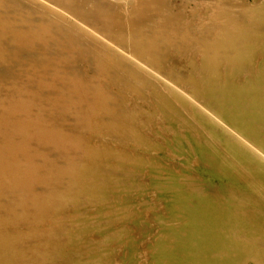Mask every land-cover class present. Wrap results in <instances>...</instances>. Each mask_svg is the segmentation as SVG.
Listing matches in <instances>:
<instances>
[{
  "label": "rangeland",
  "instance_id": "rangeland-1",
  "mask_svg": "<svg viewBox=\"0 0 264 264\" xmlns=\"http://www.w3.org/2000/svg\"><path fill=\"white\" fill-rule=\"evenodd\" d=\"M0 264H264V0H0Z\"/></svg>",
  "mask_w": 264,
  "mask_h": 264
},
{
  "label": "bare ground",
  "instance_id": "bare-ground-1",
  "mask_svg": "<svg viewBox=\"0 0 264 264\" xmlns=\"http://www.w3.org/2000/svg\"><path fill=\"white\" fill-rule=\"evenodd\" d=\"M204 134V133H203ZM119 225V224H118Z\"/></svg>",
  "mask_w": 264,
  "mask_h": 264
}]
</instances>
